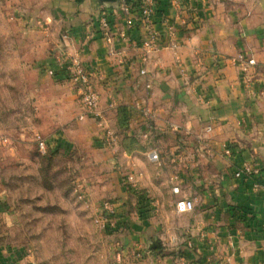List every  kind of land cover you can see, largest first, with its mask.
<instances>
[{
  "label": "crops",
  "instance_id": "obj_1",
  "mask_svg": "<svg viewBox=\"0 0 264 264\" xmlns=\"http://www.w3.org/2000/svg\"><path fill=\"white\" fill-rule=\"evenodd\" d=\"M17 1L13 10L22 17L24 35L38 37L40 75L51 84V91L40 89L38 95L44 110L57 115L56 126L75 109L70 106L78 94L63 67L65 59H75L95 72L106 123L115 127L124 106L128 133L144 146L143 154L131 153L115 139L119 145L112 150L119 151L115 157L122 169L133 170L147 186L152 180L137 166L153 162L151 150L168 163L179 161L168 192L182 223L170 233L185 240L180 247L186 255L145 250L149 238L160 233L158 224L169 223L161 213L150 219L126 216L119 205V221L131 222L120 241L124 264H264V0H183L180 7L158 0L151 28L160 42L147 54L142 45L148 30L139 23L127 27L122 0ZM102 12L110 22L109 40L97 26ZM239 52L256 60L247 73L231 61ZM243 163L256 173L234 177ZM176 186L178 193L172 191ZM147 188L155 195L154 187ZM183 198L194 206L178 213L175 203ZM152 205L159 212L168 206L157 197ZM7 261L0 245V264Z\"/></svg>",
  "mask_w": 264,
  "mask_h": 264
},
{
  "label": "rangeland",
  "instance_id": "obj_2",
  "mask_svg": "<svg viewBox=\"0 0 264 264\" xmlns=\"http://www.w3.org/2000/svg\"><path fill=\"white\" fill-rule=\"evenodd\" d=\"M17 6V0H0V245L7 262L124 264L120 241L131 222L126 224L120 217L119 227L104 225L100 218L108 213L103 209L106 202L113 209L111 220L119 219V205L132 218L150 219L161 213L169 224H158L160 233L149 238L145 250L183 258L186 252L180 246L185 240L170 233L182 219L168 192L179 161L169 158L168 163V158L159 157L148 165L138 162L137 167L146 170V179L152 180L147 184L155 189L152 196L146 185H140L138 174L122 169L115 157L119 151L112 150L120 138L121 147L144 153L136 134L128 133L127 113L117 114L115 127L107 124L113 131L108 142L92 117H78L77 96L70 106L75 109L68 112L65 123L56 126L57 115L44 110L45 101L38 95L40 89L51 91V84L40 75L41 52L34 42L38 37L24 35L22 17L13 10ZM103 118L106 124L105 112ZM37 136L46 142L43 152ZM107 154L113 157L106 159ZM127 173L136 177L134 184L128 183ZM154 197L167 203V208L156 211ZM154 241L158 247L149 249Z\"/></svg>",
  "mask_w": 264,
  "mask_h": 264
},
{
  "label": "built area",
  "instance_id": "obj_3",
  "mask_svg": "<svg viewBox=\"0 0 264 264\" xmlns=\"http://www.w3.org/2000/svg\"><path fill=\"white\" fill-rule=\"evenodd\" d=\"M157 2L158 0H138L134 2L122 0L121 9L127 15V27H131L133 24L137 25V23H139L148 30L147 36L142 45L145 49V54L156 49V46H158L160 40V35H158V33L151 28L152 17L156 11ZM169 2L173 7H180L184 4L183 0H169ZM134 8H136V10H134ZM187 8L189 7L186 6L184 10H188ZM134 11H137L136 16H133ZM97 26L99 31L101 32L102 37L106 39L107 36L109 40L108 32L110 30V22L108 17L106 16V13L102 12L99 14V16L97 17ZM168 28L169 33L171 34L173 32L172 26L170 25ZM231 61L243 73H247L249 69L256 66V60L253 57H249L244 52L237 53L234 57L231 58ZM63 67L66 74L68 75V78L73 83L79 97L80 113L78 114V117L80 119L92 117L96 121V123H98L99 127L103 129V138L109 142V140L113 138V131L110 129L107 123L104 124L103 112L99 108V95L93 83L95 72L85 69L75 59H65ZM141 72L144 73V70ZM49 73L53 75L52 70H50ZM37 146L42 152L46 149V142L40 136H37ZM226 153H230L229 147L226 148ZM148 157L151 161H158V151L155 149L151 150L148 153ZM255 173L256 171L251 164L243 163L234 171L233 175L236 178H248ZM126 176L128 183L134 184L136 177L131 173H127ZM172 191L174 193H178L179 189L177 186L172 187ZM193 206V201H191L190 199H179L175 203V209L178 213H183L185 211L191 210ZM103 209L108 211V213H104V216H101L100 221L104 225H113L119 227V219L116 218L114 220H111L112 217L110 216L112 215H110V213L113 210L111 205L106 202ZM200 238L203 239V235H201ZM188 246L191 247L192 243H188Z\"/></svg>",
  "mask_w": 264,
  "mask_h": 264
},
{
  "label": "water",
  "instance_id": "obj_4",
  "mask_svg": "<svg viewBox=\"0 0 264 264\" xmlns=\"http://www.w3.org/2000/svg\"><path fill=\"white\" fill-rule=\"evenodd\" d=\"M102 2H116L118 0H101ZM158 247V243L156 241H154L153 243H151V245L149 246V249H156Z\"/></svg>",
  "mask_w": 264,
  "mask_h": 264
},
{
  "label": "trees",
  "instance_id": "obj_5",
  "mask_svg": "<svg viewBox=\"0 0 264 264\" xmlns=\"http://www.w3.org/2000/svg\"><path fill=\"white\" fill-rule=\"evenodd\" d=\"M53 75L56 77V76H57V73L54 72ZM119 113H120V116H121L122 114H126V110H125L124 106H120V107L118 108V115H119Z\"/></svg>",
  "mask_w": 264,
  "mask_h": 264
}]
</instances>
